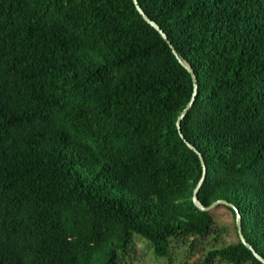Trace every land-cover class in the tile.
Instances as JSON below:
<instances>
[{
	"label": "trees",
	"instance_id": "1",
	"mask_svg": "<svg viewBox=\"0 0 264 264\" xmlns=\"http://www.w3.org/2000/svg\"><path fill=\"white\" fill-rule=\"evenodd\" d=\"M136 2L194 74L183 139L190 75L131 0H0V264L189 252L214 222L185 141L264 259V0ZM214 260L262 264L237 232Z\"/></svg>",
	"mask_w": 264,
	"mask_h": 264
},
{
	"label": "rangeland",
	"instance_id": "2",
	"mask_svg": "<svg viewBox=\"0 0 264 264\" xmlns=\"http://www.w3.org/2000/svg\"><path fill=\"white\" fill-rule=\"evenodd\" d=\"M213 229L211 234L203 239H198L196 246L188 252L186 246L174 244L172 253L167 264H199L205 254L214 248L236 241V230L232 214L223 206H216L211 209ZM132 259L129 264H166L162 258H156L146 248L144 242L133 239ZM212 264H225L214 260Z\"/></svg>",
	"mask_w": 264,
	"mask_h": 264
},
{
	"label": "water",
	"instance_id": "3",
	"mask_svg": "<svg viewBox=\"0 0 264 264\" xmlns=\"http://www.w3.org/2000/svg\"><path fill=\"white\" fill-rule=\"evenodd\" d=\"M133 5H134V8L135 10L137 11V13L141 16L142 19H144L148 24L149 26L154 29L160 36L161 38L167 43V45L169 46L170 49H172L170 43L168 42L166 36L164 35V33L159 29V27L157 26L156 23H154L153 21H151L146 15L144 12L141 11V9L139 8V6L137 5V2L136 0H131ZM172 53L173 55L177 58L178 60V57L175 53V51L172 49ZM179 61V64L186 70V72L190 75V78H191V82H192V93H191V97L189 99V101L187 102V105L185 106V108L181 111V113L179 114L178 118H177V121H176V126H177V130H178V133L180 135V137L183 139V135L181 133V127H180V124H181V121L182 119L184 118V116L186 115V113L188 112V109L190 108L191 106V103L193 101V97L195 95V91H196V82H195V77H194V74L193 72L186 66V64L182 63L180 60ZM186 145L191 149L193 150L197 156H198V159H199V162H200V165H201V170H202V175H201V180L199 181V183L197 184L196 188L194 189V192H193V196H192V202L194 204V206L202 211V212H208L210 211L211 209H213L214 207L216 206H223V207H227L229 209H231L233 212H234V223H235V226H236V232H237V237H238V240L240 241V243L248 250H250L252 252V254L254 255V257L259 261L261 262L262 264H264V259L259 256L255 251L254 249L251 247V245H249L248 243L245 242L243 236L241 235V231H240V217H239V213L238 211L229 203H227L226 201L224 200H216L214 202H212L210 205H208L207 207L203 206L201 204V202L199 201L198 197H197V193H198V190L201 186V182H202V178H203V174H204V165H203V161H202V158L201 156L197 153L196 149L190 145L187 141H185Z\"/></svg>",
	"mask_w": 264,
	"mask_h": 264
}]
</instances>
